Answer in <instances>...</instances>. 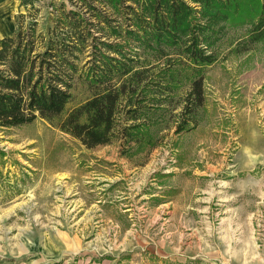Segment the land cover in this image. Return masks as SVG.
I'll list each match as a JSON object with an SVG mask.
<instances>
[{
	"label": "rangeland",
	"instance_id": "374dc122",
	"mask_svg": "<svg viewBox=\"0 0 264 264\" xmlns=\"http://www.w3.org/2000/svg\"><path fill=\"white\" fill-rule=\"evenodd\" d=\"M50 1L66 0H38L41 25ZM244 32L205 68L195 128L171 116L150 151L89 148L40 117L0 128V248L64 235L51 264H264V42ZM89 96L78 78L66 111Z\"/></svg>",
	"mask_w": 264,
	"mask_h": 264
},
{
	"label": "trees",
	"instance_id": "16d2710c",
	"mask_svg": "<svg viewBox=\"0 0 264 264\" xmlns=\"http://www.w3.org/2000/svg\"><path fill=\"white\" fill-rule=\"evenodd\" d=\"M46 8L43 25L39 8L19 13L14 33L0 39V128L40 117L89 148L117 141L127 156L156 147L173 115L174 134L195 128L205 68L229 29H245L241 44L264 42V0H66ZM78 78L90 96L66 111Z\"/></svg>",
	"mask_w": 264,
	"mask_h": 264
},
{
	"label": "crops",
	"instance_id": "0c3cea01",
	"mask_svg": "<svg viewBox=\"0 0 264 264\" xmlns=\"http://www.w3.org/2000/svg\"><path fill=\"white\" fill-rule=\"evenodd\" d=\"M38 0H0V39L11 36L16 28V16L39 8ZM40 2V1H39ZM64 235L43 240L27 238L18 247L0 248V264H51L65 253ZM98 264V263H94ZM100 264H109L102 261Z\"/></svg>",
	"mask_w": 264,
	"mask_h": 264
}]
</instances>
